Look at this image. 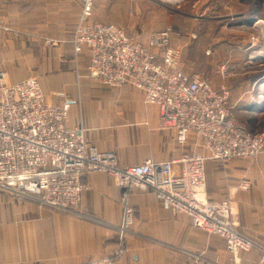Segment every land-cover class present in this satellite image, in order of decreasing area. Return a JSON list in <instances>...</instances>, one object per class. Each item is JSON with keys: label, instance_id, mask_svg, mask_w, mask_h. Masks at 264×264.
Instances as JSON below:
<instances>
[{"label": "crops", "instance_id": "0c3cea01", "mask_svg": "<svg viewBox=\"0 0 264 264\" xmlns=\"http://www.w3.org/2000/svg\"><path fill=\"white\" fill-rule=\"evenodd\" d=\"M214 3L221 9L217 0H95L90 19L126 28L138 41L170 28L171 44L181 49L187 73L208 79L215 87L224 83L232 109L261 114L260 103L250 96L264 93V84L257 85L256 75L246 76L250 72L240 70H251L254 62L248 56L245 35L230 33L227 43L223 26L203 32L185 21L196 14L203 16ZM81 8L80 0H0L3 80L15 83L37 77L47 101L68 105L69 126L83 125L87 142L100 151H114L120 164L166 161L180 152L206 154L193 135L180 146L174 131L159 125L158 107L146 103L140 91L128 84L111 88L89 75L88 51L84 48L75 56L70 42ZM257 20L263 23L255 24ZM236 22L237 26L263 27L264 16H238ZM211 31L213 49L208 57L211 50L204 37ZM47 37L59 40V46L45 47ZM243 53L245 60L239 58ZM213 57L218 63L213 77L219 81L204 74L205 64ZM224 63L232 72L221 81L218 68ZM255 122L254 117L246 119L247 124ZM205 177L208 199L229 201L237 228L264 246V149L256 161L235 158L221 165L207 159ZM82 181L88 189L77 213L20 201L0 190V264H88L110 253L120 221L119 187L102 172L86 173ZM241 181L248 182L247 189H237ZM131 201L136 221L127 235L128 253L118 264H187L186 251L218 255L224 264H264L258 262L256 250L230 260L222 237L191 226L186 215L163 209L151 192L133 191Z\"/></svg>", "mask_w": 264, "mask_h": 264}, {"label": "built area", "instance_id": "2783aa9c", "mask_svg": "<svg viewBox=\"0 0 264 264\" xmlns=\"http://www.w3.org/2000/svg\"><path fill=\"white\" fill-rule=\"evenodd\" d=\"M80 1V18L70 42L75 56L84 48L88 51L89 75L111 88L128 84L140 91L146 103L158 107L159 125L172 129L180 146L193 135L206 154L180 152L166 161L120 164L114 151H100L87 142L83 125L69 126L68 105L47 101L37 77L7 83L0 72V190L20 201L77 213L88 189L82 176L107 173L119 187L120 221L110 253L88 264H118L128 253L127 235L136 221L133 191L153 193L163 209L186 215L191 226L222 237L230 260L256 250L258 262L264 263V246L237 228L232 204L208 199L205 177L207 159L221 165L235 158L256 161L264 149V130L251 132L237 120L224 83L215 87L184 70L183 54L171 44L170 28L138 41L126 28L92 21L95 0ZM245 39L248 50L264 52L260 27L254 25ZM59 43L43 39L45 47ZM231 72L225 63L218 68L222 79ZM263 94L251 95L250 100L262 104ZM248 186L241 181L237 189ZM186 259L187 264H224L218 255L201 251H186Z\"/></svg>", "mask_w": 264, "mask_h": 264}, {"label": "rangeland", "instance_id": "374dc122", "mask_svg": "<svg viewBox=\"0 0 264 264\" xmlns=\"http://www.w3.org/2000/svg\"><path fill=\"white\" fill-rule=\"evenodd\" d=\"M217 1H220L219 5H221V9H219V7L217 6L218 4L214 3L213 5L209 6L208 12L203 14V16L196 14V17L191 16L188 19H185V21L186 22L191 21L192 23H194V25H197L200 28H202L203 32H207V30H214L219 28L220 26H223V29L226 31V34L224 35V42L227 41V43H229L230 33H234V35L240 37V35L244 36L245 32L249 31L252 28L250 26H245V25L237 26V23L239 22H236V17L238 16L251 17L254 15L264 16V0H217ZM219 16H226V17L220 20L217 19ZM219 21H221V24ZM260 28L264 32V24L263 27ZM213 34L214 31H211L209 37H204L205 39L207 38L206 41L207 45H210L209 49L211 50V52H210V56L208 57L212 56L213 45L211 43L213 40ZM237 36H233V37L235 38ZM262 45H263V41H262ZM249 52L250 53L248 54V56L251 55L254 61L252 64L253 68L251 70H246V67H242L240 70L241 72L249 71L250 74L246 76L254 77V75H256V77L259 78L257 85L264 84V52L259 50L258 48L255 49L254 51L250 50ZM239 58L245 60L246 59L245 54L243 53ZM217 64L218 63L216 59L213 57L211 58V60H208V62L205 64L204 67V71H205L204 74L211 76L213 79H215V81H219L217 77L216 78L213 77L216 75L215 70L217 68ZM229 103H231L230 99H229ZM260 109L262 111L261 114H256V115L248 113L247 108H238V109L233 108V113L235 117L239 120V122L244 124V126L248 130L263 131L264 102L260 104ZM249 117H254L256 119V122L253 125L246 123V119H249Z\"/></svg>", "mask_w": 264, "mask_h": 264}, {"label": "bare ground", "instance_id": "6f19581e", "mask_svg": "<svg viewBox=\"0 0 264 264\" xmlns=\"http://www.w3.org/2000/svg\"><path fill=\"white\" fill-rule=\"evenodd\" d=\"M96 22H97V21H96ZM258 23H261V24H262L263 22H262L261 20H259ZM262 96H263V98H262L263 101H262V102H264V94H263Z\"/></svg>", "mask_w": 264, "mask_h": 264}]
</instances>
